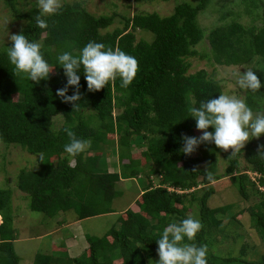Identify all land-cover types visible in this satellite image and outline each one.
<instances>
[{
    "label": "trees",
    "instance_id": "trees-1",
    "mask_svg": "<svg viewBox=\"0 0 264 264\" xmlns=\"http://www.w3.org/2000/svg\"><path fill=\"white\" fill-rule=\"evenodd\" d=\"M3 1L15 19L26 20L20 33L40 42L45 59L55 66L49 78L37 84L14 71L7 56L11 44L0 50V143L17 145L38 156L37 169L21 171L17 181L18 190L29 198V209L49 218L69 212L77 220L114 214L111 204L120 194L116 184L138 175L131 171L129 177L123 178L127 169L140 164L129 153L131 143L139 137L146 141L141 157L159 182L153 186L149 174L141 196L118 216L115 227L101 237L85 234L87 247L78 256L36 254L32 264H148L159 259L156 239L164 228L189 216L194 203L203 224L194 242L208 246L207 264H264V255L259 261L245 259L244 248L237 257L211 253L208 237L210 232L221 228L229 207L211 210L207 205L215 193L211 184L224 178L233 181L242 201L249 200L247 184L251 179L240 171L239 156L244 152L249 170L262 176L259 185H264V157L259 156L250 141L234 156L211 143L201 144L190 156L180 151L183 136L202 135L190 117L191 107L222 94L219 82L206 71L189 73L188 59H206L224 67L243 66L254 59L264 64V0H241L242 13L252 25H243L236 19L239 14L232 17L231 10H223L219 17L222 23L207 32L199 26L197 18L213 0H199L196 5L175 0L170 16L137 12L122 17V27L111 31L107 30L114 25L117 14L94 17L79 2L63 4L58 15L48 18V29L41 30L35 22L36 6L20 14L14 0ZM132 1L144 4L169 0ZM230 16L231 21L225 22ZM136 31L151 34L152 41H138ZM204 39L208 42V54L195 49ZM90 41L136 57L139 71L129 86L123 87L117 78L99 91L87 90L81 72L80 105L73 110V105L56 96L57 90L66 85L56 58L62 51L76 55ZM261 84L259 92L246 91L245 95L246 103L255 112L262 111L264 80ZM73 91L69 88L67 94L72 95ZM116 109L119 113L114 115ZM55 117L63 118L62 127L56 131L52 129ZM94 118L96 123L92 126ZM69 132L77 138L90 139L91 148L75 158L69 157L63 151L70 139ZM114 136L118 137V147L127 150L118 157L120 161L128 159V163L122 164L121 174L100 169L97 160L109 146V137ZM41 153L43 159L39 158ZM218 156L228 162L223 175L217 173ZM200 164L204 168H199ZM201 187L207 189L197 197L196 190ZM259 194L262 200L256 209L248 208L246 214L264 240V194ZM11 196L10 190L0 189V264H19L14 250L17 236ZM241 214L242 211L236 213L231 220ZM59 248L67 252L65 245Z\"/></svg>",
    "mask_w": 264,
    "mask_h": 264
},
{
    "label": "rangeland",
    "instance_id": "rangeland-1",
    "mask_svg": "<svg viewBox=\"0 0 264 264\" xmlns=\"http://www.w3.org/2000/svg\"><path fill=\"white\" fill-rule=\"evenodd\" d=\"M198 1L199 0H180V2L188 3L190 5H196ZM14 2L20 14L28 12L34 6L37 7V0H14ZM61 2L62 5L79 2L94 17L117 14L118 17L116 18L114 25L107 31L122 27V24L120 23L122 17H129L137 12L156 13L160 17L170 16L176 5L175 0H169L167 2L156 1L144 4H136L132 0H61ZM223 10H231L233 13L232 17L239 14V18L236 19L243 25H252L250 19L245 17L242 13L243 5L241 0H213L210 7L205 12L198 15L197 20L199 26L207 32L211 28L219 25L222 23L219 17L220 12ZM232 17H228L225 22H230ZM25 26L26 20L15 19L6 3L3 0H0V50L4 48L3 46L10 45L11 35L19 34L20 30ZM135 36L138 41H152V35L143 31H136ZM195 49L201 54H208L209 46L207 40L204 39L195 47ZM188 62L190 63V74L204 70L209 77L219 82L222 94L236 96L244 100L246 90L240 89L237 85V74L239 72L243 73L247 69H252L256 72V75L260 77L261 81L264 80V64L260 63L259 59H254L246 65L237 67H224L209 60H201L199 58H189ZM14 99L17 98L15 97ZM253 112L255 113V111ZM261 112H264V98ZM90 113H87L86 115H89ZM118 113L119 110L116 109L113 114L117 115ZM95 123L96 120L94 118L91 123L92 126L95 125ZM62 125V117H55L53 119V130L56 131L60 129ZM109 141V146L104 148L100 156H97V160L99 159V168L107 169L108 173L121 174L123 172L122 164L128 163V159L120 161L118 157L121 152L127 153V150H121V148L118 147L117 136L109 137ZM250 142H252L253 148L259 149L260 146H264V135L258 139L254 138L250 140ZM129 149L130 156L132 155L131 157L135 161L138 160L140 164L127 169L125 174H123V178L124 175L129 177L131 171H135L138 174L137 177L116 184V191H119L120 194L111 204V210L114 214L94 218L93 220L83 223L84 227H82V233L94 237H101L112 227H115L118 216L141 196L149 174L151 175L150 179L153 182V186L158 185V178L152 175L148 165L144 163V160L141 157V153L146 149V141H143L141 137L135 138ZM224 152L231 154L232 150L229 149ZM37 158V155L29 154L17 145L6 146L5 144L0 143V189L10 190L12 194L11 204L13 226L17 236L14 250L18 256L19 264H32L36 254L75 257L78 256V248L87 247V245L85 246L83 244L84 236L79 235L76 236V238L67 241L65 239L69 238L71 233L68 232L67 229H64L59 233V229L64 226L72 225V229L76 227L74 224H76L75 220L77 219L73 213L64 212V216H61L60 218H57V216L49 218L44 214L32 212L29 209L28 196L18 190L17 181L19 173L23 170L33 171L37 169ZM238 161L240 164V171H245L244 173L250 175L249 177L251 180H249L250 183L247 184L249 200L246 202L242 201L236 186L232 184L233 181L229 178H224L211 184L215 193L208 200V207L211 210L225 206H228L229 208L224 214L223 225H221L219 230L217 229L210 232L208 242L210 243L211 253L217 256L237 257L240 256L241 248H244L245 259L259 261L264 255V240L261 239L258 232L252 227L251 219L246 212L248 208L256 209V205L262 200V197L260 196L261 194L259 193L264 194V186L258 184L259 178L254 177V173L249 170L244 159V152L240 154ZM73 164V161H71V165ZM227 166V160L222 156H218L217 173L223 175ZM199 168H204V165L200 164ZM206 189V187H201L200 190H196V196L200 197ZM184 201L185 203L188 202L187 199ZM240 211H242V214L238 216L236 220H231V217ZM189 216H194L200 219L199 209L195 203L192 206V210L189 212ZM59 223L62 224L59 225ZM65 242L67 243L66 248L69 252H61L59 248L60 245H65ZM70 248L73 249L70 251ZM151 261H158V258L152 259ZM116 263L117 262L114 264ZM148 264H151V262L148 261Z\"/></svg>",
    "mask_w": 264,
    "mask_h": 264
},
{
    "label": "clouds",
    "instance_id": "clouds-1",
    "mask_svg": "<svg viewBox=\"0 0 264 264\" xmlns=\"http://www.w3.org/2000/svg\"><path fill=\"white\" fill-rule=\"evenodd\" d=\"M38 14L35 17L36 26L41 30L49 27L48 18L58 15L61 0H37ZM11 47H7L9 62L17 74H24L28 81L39 83L47 80L54 67L44 57L40 42H34L23 33L10 37ZM57 63L63 69L66 85L58 89L56 96L63 103L73 105L78 109L81 100L79 90L81 72L87 84L88 91H99L110 82L120 79L123 87L129 86L139 71L136 57L120 49L106 48L105 44L90 41L78 54L62 51L57 56ZM82 70V71H81ZM237 85L240 89L259 92L261 80L252 69L239 72ZM69 88L73 94L68 95ZM190 117L195 120L196 128L202 133L199 137L183 136V147L180 150L190 156L204 143L214 144L216 148L232 150L231 156L241 152L252 139L264 135V112H253L244 99L228 94L201 100L198 106L190 109ZM212 128L214 131H207ZM69 142L63 151L69 157L75 158L85 153L92 146L90 139L77 138L69 132ZM259 156L264 157V146L258 149ZM43 159V153L39 156ZM208 179H212L209 175ZM203 224L194 216H187L178 222L169 223L162 234L156 239L158 261L151 264H207L208 246L197 245L194 241L202 230Z\"/></svg>",
    "mask_w": 264,
    "mask_h": 264
},
{
    "label": "crops",
    "instance_id": "crops-1",
    "mask_svg": "<svg viewBox=\"0 0 264 264\" xmlns=\"http://www.w3.org/2000/svg\"><path fill=\"white\" fill-rule=\"evenodd\" d=\"M57 216V218H60L61 216H64V214L63 213H59V214H57L56 215ZM107 216H109V215H107ZM95 218H98V217H95ZM94 218H89V219H86V220H81V221H78V220H75L76 221V224H74L76 227L75 228H71V226L72 225H67V226H64L63 228H60L59 230V233L60 232H62L64 229H67L68 230V232H70L71 233V235H70V237L69 238H67V239H65V240H71L72 238L74 239V238H76V236H79V235H82V236H85V234L84 233H82L83 232V228L82 227H84V225H83V223H85V222H88V221H90V220H93ZM78 221V222H77ZM62 223H59V225H61ZM81 224V225H80ZM58 232V231H57ZM56 232V233H57ZM61 236H62V234H61ZM65 244V246L67 247V243L65 242L64 243ZM83 244L86 246V243H85V241H84V239H83ZM85 247H82V248H78V250L79 251H82L83 249H84ZM73 248H70V251L72 250ZM68 252H69V250H67Z\"/></svg>",
    "mask_w": 264,
    "mask_h": 264
},
{
    "label": "built area",
    "instance_id": "built-area-1",
    "mask_svg": "<svg viewBox=\"0 0 264 264\" xmlns=\"http://www.w3.org/2000/svg\"><path fill=\"white\" fill-rule=\"evenodd\" d=\"M254 177H256V178H259V179H261V178H262V176H261V175H259V174H256V173H254ZM263 181H264V176H263ZM262 186H264V185H262Z\"/></svg>",
    "mask_w": 264,
    "mask_h": 264
}]
</instances>
